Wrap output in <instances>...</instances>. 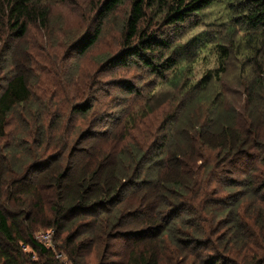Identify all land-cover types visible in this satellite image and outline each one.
<instances>
[{
  "label": "trees",
  "instance_id": "obj_1",
  "mask_svg": "<svg viewBox=\"0 0 264 264\" xmlns=\"http://www.w3.org/2000/svg\"><path fill=\"white\" fill-rule=\"evenodd\" d=\"M124 1L104 0L98 17L113 12ZM129 1L131 11L125 22L124 35L128 48L125 55L118 57L116 63L119 65H128L129 57H137L153 72L163 73L172 69L176 66L175 61L164 59L159 62L163 52L158 46L166 50L170 45L158 41L152 33L148 34L144 25L147 13L152 14L147 24L164 19L174 25L185 22L214 3L226 7L231 17V28L237 23L241 26L243 32L238 35V43L243 50L250 52L249 58H256L257 52L264 47V0ZM43 2L0 0V28L7 26L16 32V38H22L31 22L40 20L41 25H45L48 12L40 8ZM99 28L100 24L87 40L85 48L95 42ZM146 51L150 52V58L146 54L143 56ZM153 52L158 55H152ZM249 64L242 67V72ZM225 65L226 61L220 63V72ZM178 73L170 79L174 84L179 83L181 76ZM211 80L212 77L208 76L202 90ZM34 107L24 73L20 71L7 78L0 92V141L10 124V116L19 108L30 113ZM89 109L83 106L76 111L85 114ZM209 115L206 122L198 127L197 136L187 137L186 144L191 154L186 150L165 151L166 144L174 146L176 142L163 139L159 149L143 152L133 148L128 157L115 154L103 158L102 155L89 154L77 158L83 151H75L68 157L63 140L62 144L59 141L54 145V148L61 149L60 153L35 163L31 160L42 158L39 152H44V156L51 148V131L57 128L58 123L52 122L45 128L40 113L36 117L30 115L35 118L31 145L21 138L15 144L4 146L9 152L7 156L0 152L1 264H64L55 257L54 251L35 240L33 224L54 231V250L58 254L63 253L69 264H95L99 249L102 246L106 248L116 239L130 241V250L123 264H218L224 256L222 254H226L225 259L235 253L237 247L240 250L238 258H242L239 259L240 264H264V235L253 240L244 238L229 216L235 212L238 202L228 203L214 197L222 190L211 185L212 173L204 172L203 166L186 168L188 162L204 159V155L199 153H206V149L218 150L215 161L221 159L222 164L234 163L256 141L252 135L225 124V120L231 118L228 112H216L212 108ZM251 125L254 128L256 124L253 122ZM57 129L60 130L59 127ZM261 150L264 153V147ZM25 161L33 165L27 168ZM260 163L264 165V158ZM258 168L254 166L246 174L249 180L245 184L252 190L258 182L254 176L259 172ZM261 182L264 186V181ZM223 188L232 190L234 186L226 184ZM260 191L262 189L255 193ZM46 192H50L52 197L46 202L49 207H45L49 198ZM5 194L6 197L3 196ZM4 199L12 202L18 211H8ZM40 215L42 219H38ZM221 226L230 228L233 236L227 233L216 236ZM63 234L62 242L57 243V238ZM86 234L93 237L89 247L80 241ZM26 246L37 253L39 260H32L23 251Z\"/></svg>",
  "mask_w": 264,
  "mask_h": 264
},
{
  "label": "rangeland",
  "instance_id": "obj_2",
  "mask_svg": "<svg viewBox=\"0 0 264 264\" xmlns=\"http://www.w3.org/2000/svg\"><path fill=\"white\" fill-rule=\"evenodd\" d=\"M103 1L44 0L40 8L48 12L45 25L42 26L40 20L31 22L22 38H16V32L7 26L0 28V92L7 78L22 71L35 105L31 114L19 108L10 116V124L0 141L2 156L9 154L5 145L15 144L21 138L31 145L35 124L32 116L38 113L45 128L57 122L60 130L51 131V148L44 156V152H39L42 158L32 159L33 163L60 153L61 149L54 145L59 141L62 144L63 140L68 157L75 151H83L77 158L89 154L103 158L115 154L128 157L133 148L143 152L159 149L163 139L176 142L174 146L166 144L165 151L186 150L191 154L187 137L197 136L198 127L210 116L209 111L214 108L216 112H228L231 118L226 119L225 124L252 135L256 141L244 156L231 164H222L221 159L215 161L218 150L206 149V153L197 150L204 159L188 162L186 168L203 166L204 172L212 173L211 185L222 190L214 197L228 203L238 202L235 212L229 215L234 219L235 228L248 240L261 238L264 235V186L261 182L264 181V165L260 163L264 158L261 150L264 147V47L257 52L256 58H249L250 52L238 43V35L243 32L241 26L237 23L231 28L226 7L214 3L174 25L164 19L147 24L152 17L147 13L144 25L148 34L170 45L166 50L158 46L163 52L159 62L175 61L172 69L153 72L137 57H129L128 65H119L116 63L118 57L125 55L128 48L124 35L131 4L125 0L113 12L99 18ZM99 24L97 39L85 48ZM250 50L254 49L250 47ZM145 54L150 58V52H143V56ZM223 61L226 65L220 72ZM247 64L249 66L242 72ZM177 72L181 77L179 83L174 84L170 79ZM208 76L213 80L202 90ZM83 106L89 107V111L78 113L76 109ZM253 122L256 125L251 128ZM32 162L24 163L28 168ZM65 164H62L63 169ZM254 166H258L257 171L262 174L251 172L258 181L252 190L245 181L248 183L246 174ZM214 175L222 182H217ZM226 184L234 188L224 190ZM39 192L43 195L41 190ZM45 194L49 198L42 199L45 207H49L46 202L52 197L50 192ZM5 200L8 211H18L12 202ZM229 229L219 227L216 236L227 233L232 237ZM32 230L34 236L46 231L55 235L54 231L35 224ZM63 236L57 238V243L62 242ZM92 239L86 234L80 241L89 247ZM129 245L130 241L116 239L106 245L107 249L102 246L95 252V255L98 252L95 264H123ZM23 251L32 260H39L29 246ZM234 251L225 259L226 254H222L218 264H240V250L237 247ZM65 264H69L67 259Z\"/></svg>",
  "mask_w": 264,
  "mask_h": 264
},
{
  "label": "built area",
  "instance_id": "obj_3",
  "mask_svg": "<svg viewBox=\"0 0 264 264\" xmlns=\"http://www.w3.org/2000/svg\"><path fill=\"white\" fill-rule=\"evenodd\" d=\"M35 240L39 243H42L46 248L51 249L55 253V257L65 264L67 257L63 254H58L54 250L53 243V232L46 231L34 236ZM66 257V259H65Z\"/></svg>",
  "mask_w": 264,
  "mask_h": 264
}]
</instances>
